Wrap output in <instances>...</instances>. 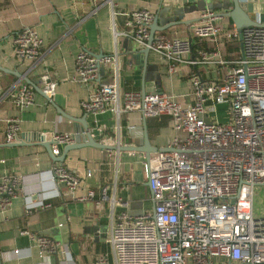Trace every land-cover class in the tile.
<instances>
[{"label":"built area","instance_id":"2783aa9c","mask_svg":"<svg viewBox=\"0 0 264 264\" xmlns=\"http://www.w3.org/2000/svg\"><path fill=\"white\" fill-rule=\"evenodd\" d=\"M91 14L108 6L111 15L116 0H90ZM121 32L112 30L114 43L128 38L139 50L148 48L165 62L168 73L178 66L211 69L214 75L201 77L193 71L188 76L192 102L180 103L174 95L140 91H122L119 85L118 52L96 58L80 50L74 58V81L90 87L91 94L81 101L86 114L110 112L118 125L122 115L137 113L142 118L168 117L175 136L165 150L143 154L142 169L147 178L153 209L137 217L116 213L126 204L116 196V184L101 188L110 208L108 243L114 264H264V209L256 212L254 190L264 186V26L243 29L217 23L213 11L207 10L198 23L188 26L190 36L168 37L155 33L149 44V26L154 14L147 9H135L123 14ZM193 40L205 43L192 56ZM236 44L232 57L222 53V47ZM240 45L242 50L240 51ZM15 57L27 63L29 69L41 56L43 40L33 27L23 26L11 39ZM102 66L111 68V81L99 82ZM47 103L55 96L56 83L49 71L39 77ZM6 97L18 111L34 105L35 90L21 83L14 85ZM216 105H227L228 121L220 123L213 115ZM200 115L213 119L207 123ZM18 118L6 121L5 142L16 141ZM51 152L60 156L59 146L74 142L70 133H54ZM118 147V146H117ZM120 152H109L115 177L119 172ZM92 176L91 171L86 177ZM50 182L65 186L73 199L92 201L95 190L82 196L80 176L60 162L51 170ZM20 186V178L8 173L0 177V212L11 206ZM110 192V195H108ZM42 204L40 209L49 208ZM35 211L27 209V214ZM26 235L40 256L65 255L62 246L51 238L26 230ZM13 254L20 256L19 249ZM93 264H108L104 256Z\"/></svg>","mask_w":264,"mask_h":264},{"label":"crops","instance_id":"0c3cea01","mask_svg":"<svg viewBox=\"0 0 264 264\" xmlns=\"http://www.w3.org/2000/svg\"><path fill=\"white\" fill-rule=\"evenodd\" d=\"M209 1L212 7L207 10L215 14L225 13L226 4L230 2ZM160 3L161 0H116L117 15L112 17L108 6L91 14L90 0H0V68L3 69L0 70V177L8 173L20 178L19 190L11 206L5 213L0 212V264H93L101 256L108 264H114L108 243L109 202L101 194L104 186L116 184V196L126 204L117 207L116 213L125 212L137 217L152 211L153 203L142 169L143 154L120 152L119 172L115 177L114 166L108 158L109 152L115 151L86 147L68 152L61 164L81 178L76 195L82 196L89 189L96 192L92 201L84 202L73 199L65 186H54L50 182L51 170L59 162H54L36 141L41 136L49 141L54 133L75 136L81 128L79 122L85 118L93 139L101 144L139 147L143 145L146 133L151 148H167L176 135L168 117L144 119L137 113L125 114L120 118V130L116 132L118 123L112 113L91 115L81 109V101L92 89L73 80L74 58L80 50L99 58L116 49L122 91L142 92L144 86L146 92L161 90V93L174 95L182 104L191 103L188 76L197 69L206 79L214 75L213 70L178 66L170 74L165 62L153 53L146 57L130 39L120 37L114 43L112 30L121 32L125 29L124 13L147 9L155 16ZM221 4L223 7L220 8ZM204 12L187 14L185 19L200 18L195 22L198 23ZM217 23L233 27L229 18H218ZM23 26L33 27L43 40L41 56L32 69L15 57L11 46V39ZM155 33L168 37L190 36L186 26ZM193 43L192 56L200 49L197 41L193 40ZM233 45L235 53L236 44L227 46ZM45 70L56 83L52 102L47 103L44 96L35 91L34 105L24 111L16 110L6 97L10 88L25 83L23 78H27L41 89L39 77ZM16 74L21 77L17 78ZM98 79L109 83L111 68L100 67ZM59 110L73 120L59 115ZM14 117L19 120V132L14 142L18 145L10 146L5 142L6 121ZM63 147L59 146L60 155ZM88 170L92 172L90 178L86 177ZM43 203L51 206L40 209ZM27 209L35 211L27 214ZM21 230L51 238L66 254H54L49 258L40 256L30 238L19 234ZM15 249L23 254L14 255ZM217 261L228 264L223 259Z\"/></svg>","mask_w":264,"mask_h":264},{"label":"water","instance_id":"95a60500","mask_svg":"<svg viewBox=\"0 0 264 264\" xmlns=\"http://www.w3.org/2000/svg\"><path fill=\"white\" fill-rule=\"evenodd\" d=\"M202 5H204L206 8L212 7V3L209 0H161L160 7L154 16L152 23L149 26V44L152 42L155 32H163L175 26H188L199 21L200 18L198 20H187L185 19V16L193 12L200 13ZM226 5V12L223 14H215V17L229 18L233 23V26L237 29H243L256 25L264 26V0H230V2ZM217 7L218 5L215 6V8ZM221 7H223V4H221L220 8ZM241 50L242 46L240 45V51ZM142 53L147 57L150 52L148 48H145L142 50ZM101 57L103 56L101 55L99 58ZM0 70L3 71V69L1 68ZM15 76L17 78L21 77L19 74H16ZM23 81L26 84L32 86L38 94H42L44 96L42 89H40L36 83L31 82L27 78H23ZM152 92L161 93L162 91L154 89ZM142 93H148L144 89V86ZM58 113L67 120H73L61 110H59ZM79 123L81 124V128L74 136L75 142L64 146L63 153L59 157L54 156L51 152L52 146L55 145V142H53L52 140L47 141L44 136H41L39 137V139H37L38 141H36V143L40 144L45 149L49 157L54 162L60 163L64 161V158L68 152L86 147L107 151L133 152L146 155L151 152L166 149L151 148L146 133L144 135L143 145L139 147L122 148L119 146L117 147L104 145L93 139L90 133V129L85 122V118L83 122ZM8 145L17 146L18 144L11 143ZM228 264L231 263L229 262Z\"/></svg>","mask_w":264,"mask_h":264},{"label":"rangeland","instance_id":"374dc122","mask_svg":"<svg viewBox=\"0 0 264 264\" xmlns=\"http://www.w3.org/2000/svg\"><path fill=\"white\" fill-rule=\"evenodd\" d=\"M207 8L202 5L201 7V12L206 11ZM128 39V38H127ZM131 43L133 44L134 47H136V45L131 41ZM226 110H227V105H216L215 106V113L213 114L220 123H226L228 121V117L226 115ZM201 118H203L205 120V122L207 123H212L214 122L213 119L207 117V116H202L200 115ZM254 208L256 212H261L264 209V186H257L255 187L254 190ZM128 217H134L131 216L129 214H127Z\"/></svg>","mask_w":264,"mask_h":264},{"label":"trees","instance_id":"16d2710c","mask_svg":"<svg viewBox=\"0 0 264 264\" xmlns=\"http://www.w3.org/2000/svg\"><path fill=\"white\" fill-rule=\"evenodd\" d=\"M198 45H199V48H204L205 47V43H202V42H197ZM234 45L233 46H223L222 47V53L224 54L225 57L227 58H230L233 56V54H235L233 52V49H234Z\"/></svg>","mask_w":264,"mask_h":264}]
</instances>
